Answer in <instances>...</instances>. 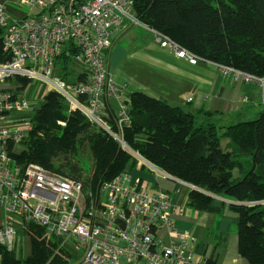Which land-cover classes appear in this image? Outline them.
<instances>
[{"label":"built area","instance_id":"obj_1","mask_svg":"<svg viewBox=\"0 0 264 264\" xmlns=\"http://www.w3.org/2000/svg\"><path fill=\"white\" fill-rule=\"evenodd\" d=\"M127 22L139 23L132 0L0 2L1 48L8 55L0 62V245L19 258L24 238L28 240L26 226L33 224L50 237L72 240L77 252L72 264H214L193 233L175 228L182 205L166 192L152 191L148 181L129 169L92 194L84 192L80 181L37 163L16 162L34 102L55 92L69 114L78 111L85 121L106 131L137 160V168L173 178L123 140L131 121L129 92L112 79L106 52ZM144 27L160 47L177 57L190 64L202 60L168 36ZM219 67L235 80L241 77L257 85L264 108V76ZM20 79L33 83L24 88L17 83Z\"/></svg>","mask_w":264,"mask_h":264},{"label":"trees","instance_id":"obj_2","mask_svg":"<svg viewBox=\"0 0 264 264\" xmlns=\"http://www.w3.org/2000/svg\"><path fill=\"white\" fill-rule=\"evenodd\" d=\"M132 1L139 23L201 59L264 76V0ZM7 58L0 38V62ZM126 102L131 121L123 130L124 142L171 177L195 187L188 192L187 207L219 213L213 196L229 200V209L237 214L238 254L249 264H264V205L257 203L264 201V111L254 120L216 127L211 120L198 121L197 115L144 92H129ZM223 138L228 140L224 147ZM84 145L91 158L88 173L76 161L63 162L74 159ZM15 159L18 165L37 163L80 181L84 192L92 194L103 182L137 165L106 131L85 121L78 111L69 114L55 92L46 93L33 109L24 147ZM25 231V263L46 264L54 248L44 230L28 224ZM0 264L20 261L0 245ZM48 264L66 261L55 253Z\"/></svg>","mask_w":264,"mask_h":264},{"label":"crops","instance_id":"obj_3","mask_svg":"<svg viewBox=\"0 0 264 264\" xmlns=\"http://www.w3.org/2000/svg\"><path fill=\"white\" fill-rule=\"evenodd\" d=\"M136 42L135 33L125 26L106 52L107 62L113 64L112 68L109 67L110 64L107 65L112 79L116 84L125 85L128 92L139 91L162 98L172 106H179L184 111L197 115L201 122L204 119L199 116L198 111H210L212 115H207L205 120H211L216 127L235 124L247 117H258L264 111L262 97L259 100L254 98V83L241 77L235 80L232 75H224L218 65L209 61L200 60L190 64L168 48L160 47L162 51L153 55L158 54L157 61L165 63L159 75L161 78L153 76L154 86L133 80L128 72L116 64L117 59L123 56L122 53L118 57L121 45L132 46ZM140 66L144 71L143 66ZM245 96L248 101H243ZM128 169L134 176L148 181L152 191L166 192L173 197L175 203L184 206L185 211L174 218L175 228L193 233L202 245L203 253L214 264H249L238 254L237 214L229 209V200L213 196V204L221 207L219 213L194 210L185 204L188 192L193 188L191 185L176 178L153 175L137 167Z\"/></svg>","mask_w":264,"mask_h":264},{"label":"rangeland","instance_id":"obj_4","mask_svg":"<svg viewBox=\"0 0 264 264\" xmlns=\"http://www.w3.org/2000/svg\"><path fill=\"white\" fill-rule=\"evenodd\" d=\"M0 1H14V0H0ZM126 26H128V28L135 33L137 42L132 46H127L125 44L121 45L122 50L120 54L118 55V57L120 58V55L122 53H123V56L120 59H117L118 61H117L116 66H118L119 64V68H122L126 72H128L131 75L133 80L142 82L148 86H150L151 84L152 86H154L155 81H154L153 76L158 75V77L161 78L159 75L162 73L165 63L157 61L158 54L156 56H153V55L157 51L161 52L162 50H160L161 48L159 44L155 42V38L152 32L148 30L147 28H145L143 24L127 22ZM106 63L107 65L110 64L109 62H107V59H106ZM140 65L143 66L144 71ZM112 66L113 64L109 65L110 68H112ZM224 75H227V74H224ZM10 82L16 83V80H10ZM18 82L22 84L23 87L25 88L26 86H29L31 83H33V80L20 79L17 81V83ZM255 89L256 90L254 92V98H257L259 100V97H261V89L257 85ZM39 92H40V89L37 91L36 96H38ZM40 101L41 100L39 99L34 102L36 107L39 105ZM111 102L114 105H116L114 101H111ZM199 116H201L204 119L203 121H205L206 119L205 117H208L204 113H200ZM254 118H257V115L256 117H247L243 119L242 121H249V120H253ZM23 129L28 133L30 130V123H28L27 125H23ZM227 142H228L227 139L225 138L221 139V144L223 147L226 146ZM74 156H76L74 159L71 157H68V159L64 160L63 162L76 161L82 167V170L85 173H88L90 170V166H91V158L89 156L87 145L78 147V151ZM233 174H234V177L238 176V173L236 170L233 171ZM186 184H189V183H186ZM257 203L260 205H264V202L262 201L257 202ZM247 204L253 205L254 203L250 202ZM182 211L183 212L185 211L184 206H182ZM187 211L188 210L186 209V212ZM47 237H48V240H50V242L52 243L54 249H52L53 250L52 254L50 255L49 257L50 259L46 264L50 263L51 260L55 258V253L61 254L62 258H64V260L66 261V264H72L77 259V255H76L77 252H74L72 249V240L63 241V240L56 239L54 237H50L48 235ZM21 251L22 252L20 254V258H19L18 253H16L15 251H12V252H14L15 257L17 260L20 261V264H26L25 259L29 254V241L27 240L26 237L24 238L23 247ZM58 251H60V253Z\"/></svg>","mask_w":264,"mask_h":264},{"label":"water","instance_id":"obj_5","mask_svg":"<svg viewBox=\"0 0 264 264\" xmlns=\"http://www.w3.org/2000/svg\"><path fill=\"white\" fill-rule=\"evenodd\" d=\"M193 188H195V187H193ZM255 204V203H254Z\"/></svg>","mask_w":264,"mask_h":264}]
</instances>
